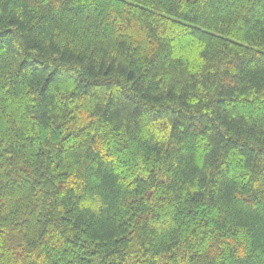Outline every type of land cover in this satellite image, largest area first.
<instances>
[{
	"label": "trees",
	"instance_id": "obj_1",
	"mask_svg": "<svg viewBox=\"0 0 264 264\" xmlns=\"http://www.w3.org/2000/svg\"><path fill=\"white\" fill-rule=\"evenodd\" d=\"M0 264H264V0H0Z\"/></svg>",
	"mask_w": 264,
	"mask_h": 264
}]
</instances>
